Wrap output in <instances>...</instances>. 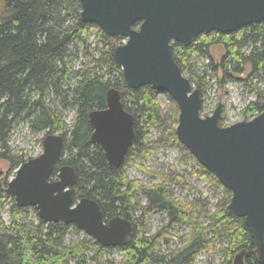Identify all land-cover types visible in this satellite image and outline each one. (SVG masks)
<instances>
[{
	"label": "trees",
	"instance_id": "trees-1",
	"mask_svg": "<svg viewBox=\"0 0 264 264\" xmlns=\"http://www.w3.org/2000/svg\"><path fill=\"white\" fill-rule=\"evenodd\" d=\"M79 13L76 0H0V160L9 167L6 176L0 171V264H100L103 254L111 251L122 256L119 264H193L199 254L212 251L215 245L222 254L218 264H233L242 251L246 252L244 264H260L243 219L229 207L230 191L195 159L198 176L220 195L216 211L208 215L201 203L183 205L172 198L165 175L157 174L161 182L148 188L129 179L127 166L134 158L149 157L156 145L150 141L151 130L164 133L169 121L174 133L178 109L175 104L167 117L157 100L158 92L150 87L128 88L113 59L121 39L83 23ZM215 45L224 50L218 62L210 57ZM171 48L175 63L201 100L206 95L208 72L220 73L224 83L237 80L248 68L243 82L256 100L246 106L245 121L261 111L264 90L258 84L264 81V22L232 33H202L186 47L172 42ZM112 88L121 93L124 109L134 117L135 141L119 168H110L100 147L91 143L87 118L91 111L106 108V94ZM71 110L74 117L68 125L64 113ZM21 123L33 133L61 132V161L51 180H56L61 165L71 166L78 178L71 187L74 203L89 198L99 205L105 220L119 216L131 222L133 231L124 246L105 248L91 239L67 243L68 237L82 233L76 226L45 223L34 208L17 207L5 193L14 172L27 160L10 145ZM170 136L168 141L179 143L175 134ZM155 212L166 214L167 222L158 233L149 235L150 216ZM182 225L192 230L184 245L171 253L162 251L161 237Z\"/></svg>",
	"mask_w": 264,
	"mask_h": 264
},
{
	"label": "water",
	"instance_id": "water-1",
	"mask_svg": "<svg viewBox=\"0 0 264 264\" xmlns=\"http://www.w3.org/2000/svg\"><path fill=\"white\" fill-rule=\"evenodd\" d=\"M76 1L83 23L125 40L114 49L113 59L127 87H150L176 104L178 142L230 191L229 207L243 219L257 260L264 264V101L252 119L227 127L219 126L220 106L201 117L200 93L175 63L171 48L172 42L186 47L202 33H232L264 22V0ZM87 118L91 143L100 147L110 168H119L135 141L134 117L124 109L121 93L110 89L106 108L91 111ZM62 150L63 137L47 134L42 152L19 166L5 193L17 207L34 208L45 223L74 225L105 248L124 246L133 231L131 222L119 216L105 220L92 199L74 203L71 187L78 178L71 166L61 165L51 180ZM244 257L242 251L233 264H244Z\"/></svg>",
	"mask_w": 264,
	"mask_h": 264
},
{
	"label": "rangeland",
	"instance_id": "rangeland-1",
	"mask_svg": "<svg viewBox=\"0 0 264 264\" xmlns=\"http://www.w3.org/2000/svg\"><path fill=\"white\" fill-rule=\"evenodd\" d=\"M120 42L122 44L125 40L121 39ZM223 53L224 50L221 45H215L210 49V57L214 62H218ZM80 57L82 58L81 55ZM201 62L207 63V60L202 59ZM78 65L76 64V67ZM198 69L201 70V68ZM248 71L249 69L246 68L245 74L237 76V80L224 83L221 82L220 73L213 74L208 72L205 76L207 91L202 100L201 117L210 116L215 108L220 106L219 118L222 120V127L245 121L244 111L246 106L256 100L255 94L249 92L243 82ZM193 88L195 87L193 86ZM258 88L264 90V81L259 82ZM157 100L168 117L175 103L165 93H159ZM73 117L74 110L64 113V119L68 125L72 124ZM167 127L168 130H164V133L155 129L151 130L150 141L156 143V145L153 147L149 157L134 158L133 163L127 166L126 171L129 179L137 181L141 187L148 188L161 182V178L156 176L157 174L165 175L167 176L165 178L169 181L168 189L172 198L177 199L183 205L201 203L207 215L215 212L220 195L216 192L214 186L198 176L200 170L193 166L194 157L193 159L189 157L188 150L180 143L168 141L171 137L170 135L175 134V131L173 133L169 130V121L167 122ZM46 133L47 131L33 133L26 124L21 123L14 129L10 145L29 160L37 157L42 152V139L47 135ZM53 134H61V132L55 131ZM0 171L3 176L8 174L9 167L7 162L0 160ZM3 218L7 222L8 214L5 213ZM166 222V214L152 213L148 228L149 235L158 233ZM190 233H192V230L189 225L178 226L171 230L169 234L162 236L160 239L162 251L171 253L175 249L182 247ZM84 239L90 240L84 233H81L77 238L68 237L67 243L75 244ZM166 240L170 244L165 243L164 241ZM95 252H91L90 257ZM122 261L123 258L120 254L116 251H111L109 254H103L100 264H119ZM221 261L222 254L219 252V246L215 245L212 251L199 254L193 264H218ZM88 264L95 263L89 261Z\"/></svg>",
	"mask_w": 264,
	"mask_h": 264
}]
</instances>
